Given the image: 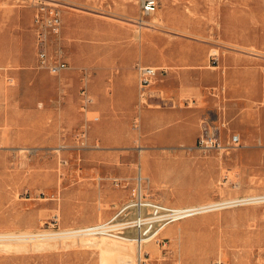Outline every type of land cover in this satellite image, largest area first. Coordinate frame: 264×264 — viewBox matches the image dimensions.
I'll return each instance as SVG.
<instances>
[{
	"label": "rangeland",
	"instance_id": "1",
	"mask_svg": "<svg viewBox=\"0 0 264 264\" xmlns=\"http://www.w3.org/2000/svg\"><path fill=\"white\" fill-rule=\"evenodd\" d=\"M34 2L0 0V233L63 232L117 216L123 222L134 215L122 208L141 171L147 200L169 207L264 194V141L254 131L244 146L250 133L232 126L239 112L227 110L223 123L211 125L226 150H199L201 127L194 141L159 144L158 135L176 127L191 136L202 116L189 100L164 125L155 117L176 109L173 100L160 90L164 100L143 104L139 75L137 87L129 80L138 64L159 65L168 72L154 87L186 89L191 62H206L204 72L246 55L264 62V0H160L154 27L139 24L138 0H63L69 68L57 76L37 63ZM255 106L263 109L264 101ZM59 238L0 240V264L108 259L83 240L89 237ZM159 239L148 242L145 264H264V202L179 220Z\"/></svg>",
	"mask_w": 264,
	"mask_h": 264
},
{
	"label": "crops",
	"instance_id": "2",
	"mask_svg": "<svg viewBox=\"0 0 264 264\" xmlns=\"http://www.w3.org/2000/svg\"><path fill=\"white\" fill-rule=\"evenodd\" d=\"M247 58H233L229 62L213 66L215 70L200 71L199 68L206 66V62L199 65L198 63L188 64L192 68L193 84L186 89L176 88L169 89L165 85L156 86V80L159 76L168 72L162 66H155L161 69L157 76L155 83L151 88V93L154 97L152 99H162L165 97L160 90L165 91L167 96L170 97L176 109L172 108L165 111L160 116H156L157 121L162 124H169L176 122L179 118V111H182V106L185 101H192L191 110L201 114V121L199 116L191 124V136L186 135V131L179 129H169L158 135V143L164 145H176L180 143H188L194 141V135L203 130L205 122L208 127L211 125L221 124L225 117L227 110L231 114L239 115L235 117L232 126H235L236 131L244 135V131L250 133L249 136H244V146L249 148L255 136L254 131L259 132L261 143L264 141V107L261 110H256L255 104L264 101V62L258 60L251 55H246ZM129 80L137 87L138 74L133 71ZM207 81L210 82L207 84ZM218 84V86H216ZM157 91V92H153ZM217 111L218 118L212 119L210 112ZM232 116V115H230ZM223 123V122H222ZM181 125H178L180 127ZM222 129V126H219ZM224 127H227L224 121ZM222 131V130H221Z\"/></svg>",
	"mask_w": 264,
	"mask_h": 264
},
{
	"label": "built area",
	"instance_id": "3",
	"mask_svg": "<svg viewBox=\"0 0 264 264\" xmlns=\"http://www.w3.org/2000/svg\"><path fill=\"white\" fill-rule=\"evenodd\" d=\"M34 23L37 28V63L42 69L49 71L52 75H61L68 70L69 65L63 51V39L61 29L63 26V9L65 3L63 0H36L34 2ZM140 11L142 17H149L154 14L160 4V0H140ZM139 75V98L140 102L147 104L154 97L151 93L154 80L160 73V68L153 66L137 65ZM86 103H90L89 96L83 95ZM211 126H205L198 138L197 148L203 152L222 151L227 148L222 144L220 138L211 131ZM117 183H119L117 181ZM145 181L139 175L132 189V198L123 206L122 213H129L131 210L145 208L144 213L134 211V215L125 218L122 225L123 229L106 231L112 223H97L85 228L82 232L88 236H100L104 232L110 234H119L127 228L140 230V236H151L155 238L167 225L173 223L179 215V212L173 208L147 200L144 194ZM201 212L189 211L185 218L199 215ZM182 220V219H181ZM161 243V241H158ZM143 241L140 240V245ZM141 247V246H140ZM146 254H140L139 264H145ZM214 264H223L217 260Z\"/></svg>",
	"mask_w": 264,
	"mask_h": 264
},
{
	"label": "bare ground",
	"instance_id": "4",
	"mask_svg": "<svg viewBox=\"0 0 264 264\" xmlns=\"http://www.w3.org/2000/svg\"><path fill=\"white\" fill-rule=\"evenodd\" d=\"M140 3V0H138ZM152 20H147L145 18L147 17H142L139 20V24L142 26H150L151 27L155 26L158 23V18L153 14ZM161 21V20H160ZM140 65V64H139ZM140 99V98H139ZM141 101V100H140ZM144 104V103H143ZM139 176V175H138ZM140 176L142 177L143 181H146L147 179L143 177L142 171L140 173ZM138 180V177L136 181ZM135 181V183H136ZM134 187V185H133ZM264 202V194L262 195H253V196H245V197H238V198H233V199H227V200H222V201H217V202H209V203H204V204H199V205H191V206H186V207H169L165 206L168 208H173L174 210L179 212V215L176 219H185L189 215V211H197L201 212L200 214L208 213L213 210L221 209V208H226V207H231V206H236L239 204H249V203H261ZM125 205V204H124ZM144 213L145 208H142L141 210L139 209H134V211ZM133 210L130 212L133 213ZM124 214V213H123ZM196 216V215H195ZM179 220L174 221L178 222ZM117 221V222H115ZM112 222L108 229L106 231L110 230H117V229H123L122 227H119L122 225L123 222H119L118 216L113 220L110 221ZM108 222V224L110 223ZM115 222V223H114ZM107 223V222H103ZM167 225L155 238H152L151 236H140V230L139 229H134V228H127L124 231L120 232L119 234H125L126 236H120L117 234H110L107 232H104L100 236H88L82 232H85V227H81L75 230H69V231H63V232H38V233H33L30 231H25V232H5V233H0V240L5 241H14L16 244L18 242H37L36 244H47L44 243L43 241L45 240H51V239H56L59 237L62 238H70V237H89L87 239H83L86 242H90L93 245L97 246L99 249L101 248L103 253L108 254V259H103L101 264H139L140 262V254L142 253H148L149 249L151 246L148 242L150 241H155L157 244H159L158 241H160L159 236L162 234V232L169 227L171 224ZM94 225V224H93ZM90 226V225H89ZM111 237L114 239H118L124 242L126 245L122 246H114L113 244L110 243L106 238ZM60 239V238H59ZM142 239L143 243L140 245V240ZM22 243V244H23ZM122 243V242H121ZM10 245L8 247H15L17 245ZM137 245V246H136ZM141 246V247H140ZM19 247V246H17ZM155 251V249H154ZM149 254V253H148ZM148 260V259H147ZM137 261V263H136Z\"/></svg>",
	"mask_w": 264,
	"mask_h": 264
}]
</instances>
